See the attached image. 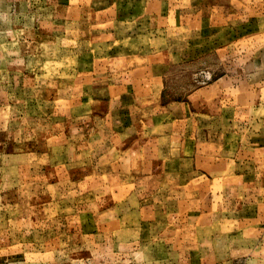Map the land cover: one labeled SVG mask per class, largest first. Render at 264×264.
<instances>
[{"label": "rangeland", "instance_id": "1", "mask_svg": "<svg viewBox=\"0 0 264 264\" xmlns=\"http://www.w3.org/2000/svg\"><path fill=\"white\" fill-rule=\"evenodd\" d=\"M0 264H264V0H0Z\"/></svg>", "mask_w": 264, "mask_h": 264}]
</instances>
